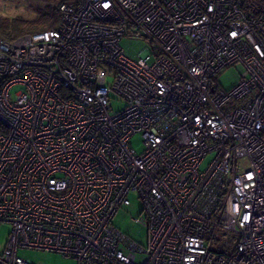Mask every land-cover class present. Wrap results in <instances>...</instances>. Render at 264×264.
Returning <instances> with one entry per match:
<instances>
[{
  "label": "built area",
  "instance_id": "1",
  "mask_svg": "<svg viewBox=\"0 0 264 264\" xmlns=\"http://www.w3.org/2000/svg\"><path fill=\"white\" fill-rule=\"evenodd\" d=\"M58 11L53 28L0 36V264H32L19 247L77 264H264V0ZM122 37L147 46L130 58ZM235 64L237 84L218 87ZM130 192L145 247L112 223Z\"/></svg>",
  "mask_w": 264,
  "mask_h": 264
},
{
  "label": "rangeland",
  "instance_id": "2",
  "mask_svg": "<svg viewBox=\"0 0 264 264\" xmlns=\"http://www.w3.org/2000/svg\"><path fill=\"white\" fill-rule=\"evenodd\" d=\"M76 0H0V22L6 24L13 20L31 21L45 10L47 6H58L60 2H72ZM28 33V32H27ZM120 45L125 54L130 58H137L139 53L147 46V42L141 38L122 37ZM243 71L241 64H235L222 69L215 77L218 87L228 90L237 84ZM109 80V78H108ZM21 86L16 85L11 88L12 96ZM110 105L113 111L123 108V103L112 94L110 95ZM136 149H141L140 136L132 139ZM213 157L212 153L205 156L201 168H205L209 160ZM129 204L121 207L113 216V225L123 234L129 236L140 246L147 245V229L134 219L142 215V202L135 192L128 195ZM11 225L7 222H0V252L3 250ZM17 254L29 260L32 264H77V261L70 257H65L60 253L46 251L36 248L19 247ZM144 259L143 253H137L135 260L140 262Z\"/></svg>",
  "mask_w": 264,
  "mask_h": 264
},
{
  "label": "trees",
  "instance_id": "3",
  "mask_svg": "<svg viewBox=\"0 0 264 264\" xmlns=\"http://www.w3.org/2000/svg\"><path fill=\"white\" fill-rule=\"evenodd\" d=\"M59 16L58 6H47L34 20L24 21L15 19L8 24L0 22V36L4 39H13L22 33L53 28L57 26ZM0 131H5V128L1 125Z\"/></svg>",
  "mask_w": 264,
  "mask_h": 264
}]
</instances>
